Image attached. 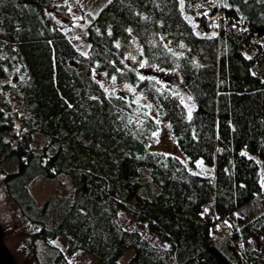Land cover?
Masks as SVG:
<instances>
[{"label": "trees", "instance_id": "trees-1", "mask_svg": "<svg viewBox=\"0 0 264 264\" xmlns=\"http://www.w3.org/2000/svg\"><path fill=\"white\" fill-rule=\"evenodd\" d=\"M207 1L108 0L86 27L83 54L47 15L51 0H0V180L19 215L39 225L34 257L37 245L47 254L33 264H73L65 252L78 251L120 264L129 249L127 264H264V186L248 155L264 163V0H214L197 14ZM134 40L166 73L141 80L127 68ZM93 69L131 83L154 117L132 95L105 90ZM174 82L195 103L191 118ZM160 124L188 164L147 149ZM197 159L212 177L191 169ZM59 175L72 195L38 206L29 184ZM121 214L137 227L125 228ZM60 237L65 252L53 245Z\"/></svg>", "mask_w": 264, "mask_h": 264}, {"label": "rangeland", "instance_id": "rangeland-1", "mask_svg": "<svg viewBox=\"0 0 264 264\" xmlns=\"http://www.w3.org/2000/svg\"><path fill=\"white\" fill-rule=\"evenodd\" d=\"M108 0H51L47 9V15L52 17L58 25L62 27V30L70 41L74 44L77 50L83 54L89 52V42L86 37V27L89 24L91 18H93L98 11L107 3ZM184 17L192 24L194 29L196 28L195 22L192 17L183 11ZM197 31V30H196ZM217 31L211 29L208 33L209 35L216 34ZM168 48L173 53L183 52L181 48L177 49L168 44ZM141 54L140 46L136 40H134L130 50L126 53L124 59L126 61L127 68L132 69L139 77H153L156 79V74L162 75L166 72L155 70L153 67L147 65L145 58H140ZM73 66L76 65L75 61H72ZM144 64V67H141ZM94 77L101 83L103 88L112 94L122 95L128 97L132 95L135 103L144 106L150 116L154 117L151 113L149 103L147 99L139 93L136 88L128 82H118L113 77H108L105 74L98 72L96 69L92 70ZM170 74V73H169ZM168 74V75H169ZM178 78L177 73L173 72ZM158 76V75H157ZM6 81L0 79V84ZM168 88L179 96L180 100L183 102L187 109V114L193 112L195 108V103L189 93L180 85L178 82L168 85ZM12 104V112L18 111V105L16 100L8 96ZM155 133V141L148 145V150L152 152H159L168 155H174L181 158L185 163L188 164V160L182 150L177 145L176 141L171 137L169 129L166 125L160 124ZM252 157L259 170V182L260 185L264 186V163L262 160L254 155L248 153ZM191 169L198 174L206 175L209 177L213 176L214 167L208 163H205L202 159H197ZM29 191L32 197L35 199L37 205H41L42 202L49 196L62 195L70 196L72 195L73 188L71 186L70 179L66 175H59L54 179H44L42 177H36L29 184ZM120 223L129 229L136 228L132 219L126 215H120ZM39 228L38 224H33L27 219L22 218L19 215L18 208L15 203L8 197L5 186L0 180V264H33L34 259L45 258L47 250L42 246L37 245V250L35 253L37 255L34 257V246L32 240V234L36 229ZM141 234L151 241L154 245L163 248L162 244L156 240V238L148 233L146 230L140 229ZM260 237L256 236L254 238L255 246H258ZM66 238L60 237L53 241V245L65 249ZM65 252V251H64ZM67 258L73 264H100L94 258L86 255L82 251L75 252L73 254H68ZM133 249L127 250L119 259L120 264H127L128 260L133 256ZM39 256V257H37Z\"/></svg>", "mask_w": 264, "mask_h": 264}, {"label": "built area", "instance_id": "built-area-1", "mask_svg": "<svg viewBox=\"0 0 264 264\" xmlns=\"http://www.w3.org/2000/svg\"><path fill=\"white\" fill-rule=\"evenodd\" d=\"M213 1L214 0H210L207 1L206 3L198 5L196 8V13L202 15L209 12L210 8L212 7L211 5L213 6L215 5ZM220 22H221V17L218 10L214 13V15L209 16L206 21L207 25L210 26L211 28L219 27Z\"/></svg>", "mask_w": 264, "mask_h": 264}, {"label": "snow or ice", "instance_id": "snow-or-ice-1", "mask_svg": "<svg viewBox=\"0 0 264 264\" xmlns=\"http://www.w3.org/2000/svg\"><path fill=\"white\" fill-rule=\"evenodd\" d=\"M141 67H144V64H141ZM113 79H114V77H113ZM140 79L143 80L144 77L141 76ZM148 107H151V106L149 105ZM189 118H191V112H189ZM156 122L159 123V121H156ZM156 135H158V133H153V136H156Z\"/></svg>", "mask_w": 264, "mask_h": 264}, {"label": "water", "instance_id": "water-1", "mask_svg": "<svg viewBox=\"0 0 264 264\" xmlns=\"http://www.w3.org/2000/svg\"><path fill=\"white\" fill-rule=\"evenodd\" d=\"M6 264H8V262L6 260H4Z\"/></svg>", "mask_w": 264, "mask_h": 264}]
</instances>
